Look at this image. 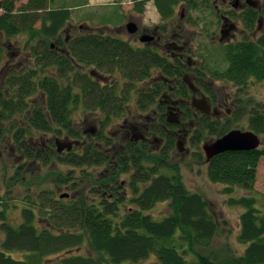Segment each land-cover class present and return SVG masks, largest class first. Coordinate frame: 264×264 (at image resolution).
I'll return each instance as SVG.
<instances>
[{"label":"trees","instance_id":"trees-1","mask_svg":"<svg viewBox=\"0 0 264 264\" xmlns=\"http://www.w3.org/2000/svg\"><path fill=\"white\" fill-rule=\"evenodd\" d=\"M20 1L0 0V37L24 35L28 39L23 45L27 65L13 68L0 85V143H10L21 159L16 167L18 177L31 162H60L80 169L104 166L105 172L88 187L71 183L73 194L69 197L56 196L52 189L40 190L25 203L19 224L7 222L0 212V264H139L150 256H155L158 264H264V212L253 193L264 148L226 152L207 163L211 182L226 185L230 192L233 188L247 192L228 201L244 209L237 237L245 246L241 255L227 244L221 249L213 246L219 226L208 202L190 192L178 166L169 164V154L177 145L168 132L178 127L167 118L172 99L184 102L179 105L182 120L194 121L191 142L197 147L194 156L199 162H204L199 152L201 141L209 142L233 129L227 126L230 121L220 125L189 104L191 91L184 83L189 73L195 77V86L216 99L211 81L204 80L205 68L192 69L180 56L168 58L151 46L135 47L129 40L92 28L69 36L71 8L54 7V0H25L17 8ZM127 1L142 14L151 0ZM152 1L160 19L168 21L178 5L199 9L205 0ZM258 18L251 7L242 14L246 34L224 46L228 65L208 71L213 81L237 87L251 79L264 81V30L253 39ZM4 51L0 41V64ZM86 68L102 78L84 72ZM148 81L152 83L144 91L137 89L138 83ZM134 90L139 95L138 111L157 106L151 114L156 125H150L147 141L141 142H135L138 134L129 129L131 138L125 142L124 137V146L115 149L116 139L105 128L115 118H127ZM38 92L45 97L41 104L32 100ZM79 106L91 112L99 110L104 118L99 129L91 132L76 127L73 115ZM248 126L264 137L261 105L251 110ZM36 134L64 138L68 143L51 139L44 142L48 147L36 148ZM154 135L165 140L160 152L154 147L151 150L149 137ZM124 175L128 179L120 180ZM165 202L170 213L154 219L150 212ZM85 243L100 258L73 253Z\"/></svg>","mask_w":264,"mask_h":264},{"label":"rangeland","instance_id":"rangeland-1","mask_svg":"<svg viewBox=\"0 0 264 264\" xmlns=\"http://www.w3.org/2000/svg\"><path fill=\"white\" fill-rule=\"evenodd\" d=\"M24 2L25 0H21L16 4V7L18 8ZM52 6H67L72 9L69 24L72 30L68 32L69 36L81 31H89L90 29L88 28H92L95 32L114 35L126 41L129 40L135 47H142L143 44L138 41L139 37L145 33L151 34L155 28H159L162 33L160 34L162 43L175 42L183 50L178 51L175 49L172 51L153 44L154 46L152 47L158 53L168 58L173 57L175 54L182 55L184 63L190 68L200 70L203 67L205 68L204 72L206 75L204 80L206 82L211 81L216 99L204 88L195 86L194 75L189 73L184 78V83L188 87L190 85L193 87L192 90L190 88L189 104H193L192 106L195 107L197 112L208 115L211 121H216L220 125H225L227 121H230L232 124L227 126L243 132L250 131L248 117L251 110L255 105H261L264 109V81L251 79L243 87H237L229 82L213 81L208 73L212 68L223 70L227 67L228 63L224 54V46L240 41L243 35L246 34L242 14L247 8H254L259 14L258 28L255 35H253V39L264 30V0H205L201 3L199 9L180 4L175 7L174 17L168 21L160 19L152 0L147 2L142 14L136 13L133 10L132 3L127 0H54ZM232 10L235 11L233 16L230 15ZM1 14L2 11L0 10ZM221 18L224 19L221 20ZM228 18L231 19V23L227 21ZM131 21L140 27L138 34L130 35L127 33L125 27ZM230 24L233 26L229 28ZM163 27H165V30ZM227 29L230 30L226 31ZM143 30L146 31L143 32ZM224 30L227 33L223 41H221L222 31ZM65 36L66 34L63 33L62 37ZM27 40L24 35L12 38L0 37L5 50L0 64V85L6 80L13 68L21 69L24 65H27V51L24 52L23 50V45ZM172 52L175 53L173 54ZM91 69L86 68L84 72L89 73ZM152 81L138 83L136 87L138 90L144 91L151 85ZM138 96L137 91L131 92L129 103L131 112L127 116V120L124 117L115 118L105 128L107 133H111L116 137L115 149L120 148L121 145L124 146L122 143L124 137L127 139H124L125 142L131 138V132L126 128V121L138 126L137 132L140 137H146L150 125H156L155 119L151 114L156 110L157 106H153L146 112L138 111L136 109ZM165 98L168 99V97ZM202 98H207L206 106L202 103ZM44 99V95L39 92L32 97L35 103L40 104L44 102ZM169 102L168 108L171 106L172 109H170L171 111L169 110L167 118H169L171 124L178 125V127L168 132V134L174 136L177 145L169 154V164L178 166L183 184L190 192L200 194L208 202L210 212L219 226V232L215 237L213 246L216 249H221L227 244L237 255H241L245 246L238 242L237 237L240 232V215L244 212V209L240 206L229 205L228 201L230 198L245 196L247 192L237 188H233L232 192H230L226 185L213 183L209 180L206 157L202 147L217 138H213L209 142H200L199 152L202 154L204 162H199L197 157L194 156L197 147L191 142V138L195 133L194 121L188 120L185 122L182 120L183 112L177 111L178 105L176 103L173 105L174 102H177V99L174 98ZM204 108H207L205 113ZM133 113L137 117H134ZM239 113L241 117L236 119V115ZM150 117H152V121ZM73 119L78 129L93 132V129L96 131L100 128L101 121L99 119L102 120L104 118L99 110L91 112L79 106L73 115ZM204 136H207L206 131ZM259 137L261 140L260 148H264V137ZM149 138L153 144L151 145V150L154 147L157 152H160L165 145V140L160 135H154ZM51 139H54L58 144L60 142L68 143L64 138L39 134H36L33 142L35 147L39 148L40 145L45 147V140L49 142ZM15 154V151L11 149L10 143L3 145L0 143V198H2V201L0 200V212H4L5 220L12 224L21 222L22 208L25 207V203H28L30 199L37 197V193L40 190L45 188L52 189L56 196L62 194L72 195L73 193L70 190L71 183L86 184L84 186L88 187L93 184L100 174L105 172L104 166L80 169L60 162L48 165H44L41 162H31L26 165L24 172L18 177L16 175V167L22 161ZM82 177H85L84 181H81ZM127 179L128 175L120 178V180ZM253 193L258 200V207L264 212V156L259 161ZM150 213L156 220L166 217L170 213L168 202L157 204ZM73 253L96 259L100 258L87 243L80 249L73 250ZM15 257L21 258L22 255L15 254ZM51 258L53 259V257H49V259ZM139 264H158V260L155 256H150L146 261Z\"/></svg>","mask_w":264,"mask_h":264},{"label":"water","instance_id":"water-1","mask_svg":"<svg viewBox=\"0 0 264 264\" xmlns=\"http://www.w3.org/2000/svg\"><path fill=\"white\" fill-rule=\"evenodd\" d=\"M236 7V6H235ZM126 31L130 35H135L138 32V27L133 21L126 24ZM227 32L222 31V39L225 38ZM154 39L151 35H143L140 38L141 43H149ZM91 76L100 77L94 71L90 72ZM190 88L193 89L192 85ZM202 103L205 104V101L202 99ZM207 108H204V112ZM261 145L260 137L252 131H241L237 129L230 130L225 133L223 136L215 139L212 142L206 143L203 145L202 149L206 157V162L208 163L214 157L226 153V152H239V151H254L257 150ZM68 195H62L61 198L67 197Z\"/></svg>","mask_w":264,"mask_h":264},{"label":"flooded vegetation","instance_id":"flooded-vegetation-1","mask_svg":"<svg viewBox=\"0 0 264 264\" xmlns=\"http://www.w3.org/2000/svg\"><path fill=\"white\" fill-rule=\"evenodd\" d=\"M235 6H236V4H235ZM227 21H229V20H227ZM230 23H231V21H229ZM137 25V24H136ZM233 25H229V28L230 27H232ZM138 27V26H137ZM228 28V27H227ZM228 30H230V29H228ZM227 30V31H228ZM139 31H140V27H138V32H137V34L139 33ZM144 31H146V30H143V32ZM147 33H145V34H143V35H146ZM160 34H162L160 31H159V28H155L152 32H151V34H148V35H151V36H153L154 37V39L152 40V41H150L149 43H146V44H144V43H142L143 45H147V46H154L153 44H156L157 46H159V47H161V48H163L164 47V49H167V50H178V51H180V50H183L182 49V47H180V46H177L176 45V43L175 42H164V43H162V38H161V35ZM143 35H141L140 37H139V39H138V41L140 42V38L143 36ZM173 37V36H172ZM174 39V38H173ZM141 43V42H140ZM153 48V47H152ZM155 49V48H154ZM156 50V49H155ZM157 51V50H156ZM176 52V51H175ZM175 52H172L173 54L175 53ZM175 57H177V58H179V56H180V59H181V56L182 55H178V54H175L174 55ZM192 90V89H191ZM192 94H194L193 92H192ZM204 101H205V106H206V99L207 98H202ZM175 103L178 105L177 106V111H179L180 110V104H184V102L182 101V100H177V102H174V104L173 105H175ZM191 105H193V104H191ZM129 108V107H128ZM169 110L170 109H172V107L170 106V108H168ZM171 111V110H170ZM207 111V110H206ZM131 112V110L129 109V113ZM180 112V111H179ZM129 113H128V115H129ZM205 113V112H204ZM127 115V116H128ZM133 116L134 117H137L136 116V114L135 113H133ZM141 117H142V114H141ZM126 119V118H125ZM100 120V119H99ZM127 123V122H126ZM126 128L127 129H131V132L132 131H134V132H136L137 134H138V132H137V130H138V126L137 125H134L132 122H131V124H130V127H128L127 126V124H126ZM115 137V136H114ZM116 138V137H115ZM135 138V142H141V141H147V139H148V137L146 136H141L140 137V135L138 134V136L137 137H134ZM127 140V139H126ZM49 143V142H48ZM46 147H48V145H47V143H46ZM62 150H60V152H61ZM62 195H68L67 197H69V194H62ZM61 195V196H62ZM64 198V197H63ZM0 223H1V221H0Z\"/></svg>","mask_w":264,"mask_h":264}]
</instances>
